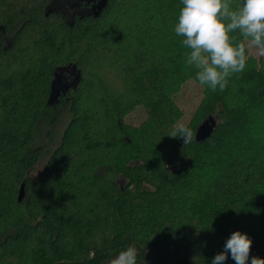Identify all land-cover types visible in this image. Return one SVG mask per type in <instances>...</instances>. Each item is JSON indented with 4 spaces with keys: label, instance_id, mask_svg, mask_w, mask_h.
<instances>
[{
    "label": "trees",
    "instance_id": "trees-1",
    "mask_svg": "<svg viewBox=\"0 0 264 264\" xmlns=\"http://www.w3.org/2000/svg\"><path fill=\"white\" fill-rule=\"evenodd\" d=\"M57 1L0 0V264H106L129 245L137 264H212L235 231L252 240L248 262L264 259V70L211 91L184 145L168 136L181 115L173 94L197 69L183 37L154 24L161 16L174 30L181 0H131V26L113 19L119 0L101 10ZM124 29L136 48H117ZM114 69L125 76L120 98L96 74ZM139 105L147 119L133 128L124 118ZM65 109L47 155L39 126ZM224 264H236L230 252Z\"/></svg>",
    "mask_w": 264,
    "mask_h": 264
},
{
    "label": "clouds",
    "instance_id": "clouds-1",
    "mask_svg": "<svg viewBox=\"0 0 264 264\" xmlns=\"http://www.w3.org/2000/svg\"><path fill=\"white\" fill-rule=\"evenodd\" d=\"M175 33L183 37L182 44L190 49L186 58L189 66L197 69L196 79L212 91H223L228 78L242 72L246 66V46L264 56V0H241L236 10L231 0H181ZM242 40L230 35L237 32ZM191 143L194 131L179 124L169 135ZM252 240L246 233L235 231L227 239L224 251L215 255L212 264H224L230 252L236 264H248ZM138 249L129 245L109 264H137ZM251 264H264V259L253 256Z\"/></svg>",
    "mask_w": 264,
    "mask_h": 264
},
{
    "label": "rangeland",
    "instance_id": "rangeland-1",
    "mask_svg": "<svg viewBox=\"0 0 264 264\" xmlns=\"http://www.w3.org/2000/svg\"><path fill=\"white\" fill-rule=\"evenodd\" d=\"M95 0H75V4L78 5L80 2L87 3L88 5L93 4ZM131 0H119V4L117 6L118 12L115 16H113L114 20H120L123 22V24L126 26H131L132 23L136 24V22L139 20L136 19V16L134 19L128 18L126 16V11H124V8H122V5L126 6L128 2ZM169 1V0H167ZM58 4H64V2H67L69 4H73L71 0H58ZM241 0L238 5L231 6L233 10H236L238 6L240 5ZM232 4V3H231ZM75 6V5H74ZM79 8V5L76 7ZM143 10H138L137 15L143 14ZM157 23L154 22L157 32L160 34H166V37H170L174 30L173 28L168 26V19L165 18V20L161 19V16L157 17ZM113 20V21H114ZM133 20V22H132ZM160 20V21H159ZM126 31L127 30H123ZM123 33L118 35V41H117V48L122 45H126L127 43L131 44L133 48H136L139 43L137 41L138 37L135 36L132 32V30L128 33ZM238 34V41L242 40V38ZM137 37V38H136ZM136 39V40H135ZM128 41V42H127ZM127 42V43H126ZM245 43L246 46V56L248 57L246 61L245 68L248 67H256L258 69L264 70V56H261L257 53V50L255 48H248V41L244 40L242 41ZM165 45L168 44L164 42ZM129 46V45H128ZM87 50H84L81 52V56H83L86 61H89ZM90 62V61H89ZM110 63V61H109ZM96 65V63L94 64ZM87 72H90V65L87 66ZM107 70L101 74L96 72V74L100 78L101 86L103 91L106 93L113 92L114 97L120 98L122 95L125 94V76L123 74H118V72ZM190 73V72H189ZM187 74L186 79L177 87V89L174 91L173 98L175 102V106L178 107L180 112V117L175 121L174 128H176L179 124L183 123L187 127L190 128L191 124L198 120L199 118V110L202 106L203 102L206 100V98L209 96L210 92L212 91L207 85H202L199 83V81L196 79L195 73ZM233 75V74H232ZM230 76L233 78V76ZM218 89V88H217ZM113 90V91H112ZM70 119V116L67 112V109H65V112L63 115L55 122L50 123L49 121H43L40 126L37 133V143L44 145L47 150V155L51 153V151L60 143L61 137L63 135L64 129ZM147 119V112L143 105H139L135 107L133 110H131L124 118L125 124L130 125L133 128L140 127ZM257 134L259 137L264 138V124L260 125L257 129ZM167 169H171L170 166L165 167ZM40 171V170H39ZM191 184V183H190ZM195 187V186H194ZM115 256L114 258H116ZM112 258V259H114ZM110 259L106 264H109V262L112 260ZM248 264H251V261L248 262Z\"/></svg>",
    "mask_w": 264,
    "mask_h": 264
},
{
    "label": "water",
    "instance_id": "water-1",
    "mask_svg": "<svg viewBox=\"0 0 264 264\" xmlns=\"http://www.w3.org/2000/svg\"><path fill=\"white\" fill-rule=\"evenodd\" d=\"M98 1L99 2L97 5L94 6V9L101 10L102 7L104 6L106 0H98ZM64 86H65L64 80L62 78H58V81H57L56 85L54 86L53 96H56L57 95L56 91L58 89H62ZM214 126H215V122L213 119L204 123L200 127V129L197 133V140H203L206 137H209L210 134L212 133ZM24 197H25V191H24V186H23L21 191H20L19 201H22L24 199Z\"/></svg>",
    "mask_w": 264,
    "mask_h": 264
}]
</instances>
